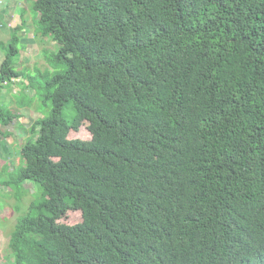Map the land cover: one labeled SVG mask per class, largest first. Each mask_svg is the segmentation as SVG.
<instances>
[{
    "label": "trees",
    "instance_id": "1",
    "mask_svg": "<svg viewBox=\"0 0 264 264\" xmlns=\"http://www.w3.org/2000/svg\"><path fill=\"white\" fill-rule=\"evenodd\" d=\"M23 10L0 42V99L23 78L15 105L41 116L0 188L17 210L26 182L39 191L14 223L11 262L264 264V0H30ZM30 19L57 45L43 50L53 70L14 65ZM6 105L5 148L21 119ZM84 122L92 138L70 137ZM72 210L82 222L65 223Z\"/></svg>",
    "mask_w": 264,
    "mask_h": 264
},
{
    "label": "rangeland",
    "instance_id": "2",
    "mask_svg": "<svg viewBox=\"0 0 264 264\" xmlns=\"http://www.w3.org/2000/svg\"><path fill=\"white\" fill-rule=\"evenodd\" d=\"M7 0H0V16H3L5 19L10 18V21H8L9 25H7V28L12 26H16L18 19H20L21 23V6L25 10L29 9L30 7V0H11L9 3L10 5H5ZM17 3V6L15 9L13 8V3ZM27 12L31 13L32 10H27ZM34 15V13L32 12ZM3 18V19H4ZM13 18L14 20L12 21ZM3 21V20H1ZM11 24V25H10ZM31 19L28 20V25L26 30H22L20 34H23V40L19 46L20 51L17 56H15L14 62L17 64L18 70H22L24 67H29L31 69L35 70V66L38 68L45 70L49 67L47 60L45 59L43 55L44 49H49L51 51L55 50L57 48L56 43L51 39H48L46 37H42L41 35L34 34V25H31ZM5 28V42L6 40L10 39L8 29ZM1 35V34H0ZM8 37V38H7ZM8 42V41H7ZM30 53V55H29ZM5 52L3 49V46H0V64L3 62L5 57ZM17 58H20L19 60ZM54 67H49V70H53ZM27 81V80H26ZM16 92L13 97H11L9 100H3L0 99V104H7L11 107H13L14 111L21 116V119L16 120L13 124L7 127L6 129H9L11 133V137L3 138L2 141H4L5 145L7 146L6 151H2L1 149V143H0V170L2 166L5 164H8L11 169L15 168L17 164H19L20 161V148L22 144L26 141V139L31 134L29 132V129L32 127L34 121L36 118L41 116V114L37 113L34 114L32 112L31 106H25L22 108H18L15 105V100H19L21 97V91L23 89H14ZM19 91V92H18ZM7 90H5V94H7ZM27 95L29 97L35 96V90L34 88H27ZM4 98V97H3ZM29 101V100H28ZM6 105V106H7ZM37 106V104H36ZM43 111L45 113V109L42 107L41 113L43 114ZM21 125V127H19ZM72 138H81V139H91L92 134L88 128V123L84 122L82 126H80V129L77 131H71L69 134ZM25 195L23 196L20 204V208L17 210L15 209V205L18 203V200L14 196H9L8 190L5 188H0V197H2V202L0 201V264H13L9 257V240L11 236V232L14 227V223L17 220V218L24 214V210L27 209L30 200L32 197H36L38 194V188L37 185L33 182H26L25 185ZM6 202L8 205L12 208L11 213L10 209L6 208ZM17 208V207H16ZM8 215V220H4L5 216ZM1 219H3L1 221ZM83 220V214L78 210H72L68 213L66 218L64 219L65 223L72 225L75 223H80ZM8 256V257H7Z\"/></svg>",
    "mask_w": 264,
    "mask_h": 264
},
{
    "label": "crops",
    "instance_id": "3",
    "mask_svg": "<svg viewBox=\"0 0 264 264\" xmlns=\"http://www.w3.org/2000/svg\"><path fill=\"white\" fill-rule=\"evenodd\" d=\"M11 0H7V2H6V4L5 5H10L11 3H9ZM13 5V8L15 9V7L17 6V3H13L12 4ZM24 8H22V6H21V9H20V11L21 10H23ZM23 11H25V9L23 10ZM22 11H21V16H22ZM3 16H0V42H5V37H4V35H5V32H4V30H5V28H7V25H9V23H8V21H10V18H4ZM12 19V21L14 20L13 18H11ZM1 20H3V21H1ZM21 22H22V19H21ZM19 24H21L20 23V19H18V22H17V25H19ZM11 25V24H10ZM16 25V26H17ZM16 26H10V27H8L7 29V31L9 32V36H10V38H11V32H12V30H13V28H15ZM26 30H28V28H26V29H24V32L26 31ZM8 38V37H7ZM10 39H8V40H6V42L7 41H9ZM22 40H23V38H22ZM22 42V41H21ZM21 44V43H20ZM1 65V64H0ZM14 65L16 66L17 64L14 62ZM17 67V66H16ZM18 68V67H17ZM25 68V67H24ZM23 68V69H24ZM24 79L23 78H17L15 81H14V83H12V86H14V87H16V88H18V89H23V86H24V84H23V81ZM5 90H7V94H5ZM19 92V91H18ZM22 92V91H21ZM2 96H4V95H7V100H9L11 97H13V95L15 94V93H12L11 92V88H6V89H3V92H2ZM5 99V100H6ZM16 101V100H15ZM17 102V101H16ZM11 137V136H10ZM1 149H2V151L4 152V151H6V148L5 147H2L1 146Z\"/></svg>",
    "mask_w": 264,
    "mask_h": 264
}]
</instances>
